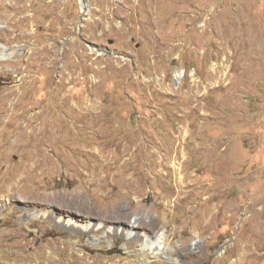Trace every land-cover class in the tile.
<instances>
[{
  "label": "rangeland",
  "instance_id": "obj_1",
  "mask_svg": "<svg viewBox=\"0 0 264 264\" xmlns=\"http://www.w3.org/2000/svg\"><path fill=\"white\" fill-rule=\"evenodd\" d=\"M80 1L0 0V264H264V0Z\"/></svg>",
  "mask_w": 264,
  "mask_h": 264
},
{
  "label": "bare ground",
  "instance_id": "obj_2",
  "mask_svg": "<svg viewBox=\"0 0 264 264\" xmlns=\"http://www.w3.org/2000/svg\"><path fill=\"white\" fill-rule=\"evenodd\" d=\"M2 46L0 44V47H2ZM3 47L5 48L6 46H3ZM9 53L10 52H8V53L0 52V57L6 56ZM175 77L177 80L180 79L182 77V71L180 70V71L176 72ZM78 195L79 194L77 193V196ZM75 198H77V197H75ZM70 199H71V197H70ZM49 200L52 201V199H49ZM47 215L49 216L48 212H46V211H41V212H38L35 214V216H42V217H46ZM65 222L73 225L74 227H77L79 230H82L84 232L89 231L90 229L95 230V229H99V227H102L101 224L92 225L89 222L88 223L76 222V220H74L73 218H68L65 220ZM138 224H139V222H138ZM135 226L136 225L134 222L130 225V227L123 229V230H120V231L118 229L112 228L111 226H108L105 228L104 233H105V235H108V234L110 235L111 232L114 231V233H117V231H118L119 233H122V235L124 237H127V238H132L133 236L134 237L137 236V238H140V240L142 241V245L139 248L143 251L144 254L149 253V254H152L154 256H157V255L165 252V245H164V239H163L164 235L162 233L158 234V236H155V237L149 236L146 233H141V234L137 233L136 234L135 232L133 233V228Z\"/></svg>",
  "mask_w": 264,
  "mask_h": 264
},
{
  "label": "water",
  "instance_id": "obj_3",
  "mask_svg": "<svg viewBox=\"0 0 264 264\" xmlns=\"http://www.w3.org/2000/svg\"><path fill=\"white\" fill-rule=\"evenodd\" d=\"M80 2H82L84 4V3H88V0H81ZM87 5H88V8L86 10H84V12L81 13L80 22H78V25H81V20L83 18V15L85 14V11H86V13L89 11V3Z\"/></svg>",
  "mask_w": 264,
  "mask_h": 264
}]
</instances>
